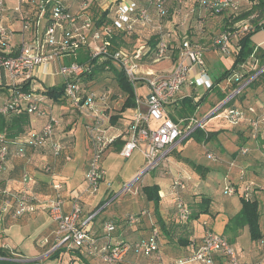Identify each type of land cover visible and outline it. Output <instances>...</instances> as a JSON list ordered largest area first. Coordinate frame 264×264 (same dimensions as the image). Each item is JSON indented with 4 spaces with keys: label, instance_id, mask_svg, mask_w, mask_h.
Masks as SVG:
<instances>
[{
    "label": "crops",
    "instance_id": "1",
    "mask_svg": "<svg viewBox=\"0 0 264 264\" xmlns=\"http://www.w3.org/2000/svg\"><path fill=\"white\" fill-rule=\"evenodd\" d=\"M61 1L74 13L80 12L79 0ZM7 3L15 12L18 0H7ZM191 3H193V6H190L188 10L193 9L195 6L197 9L194 14L190 15L192 18L195 16L199 18L206 17L204 30L199 31L198 27L193 25L191 29H194L190 33L194 41L199 43L203 41L201 43L205 47V60L209 68V75L214 82V87L211 90H207L195 85L183 86L175 100L169 105V116L174 121H184L185 124H188L190 121H201L206 118L233 90V88L230 89L232 84L228 82L229 79L223 81H219V79L226 69L232 67L234 56L229 58L224 57L216 50L212 41L214 40L212 39L214 29L219 26L218 32L222 31L225 26V20L232 15V12L229 11L219 16L209 17L202 8L197 7L198 5L194 0H191ZM240 3L241 6L245 7L244 9L241 8V12L250 10L253 6V3L248 0H241ZM104 8V0L101 2L95 0L84 13L93 17V19L101 17L99 19V22H101L105 20L103 15L105 13L103 12ZM175 8L176 3L170 7V13L173 18L171 19L170 16L168 20H163L162 24L168 29L174 28L180 30L182 27L177 25L181 17L174 13ZM27 9L28 7L26 6L25 10ZM12 13L13 11H6V16L8 23H12L16 31L11 41V46L13 52H17L16 50L21 40L19 32L21 29L20 15L14 19L10 15ZM30 13L35 15L37 11L31 9ZM253 16L256 18L257 14ZM234 17L236 16L234 15ZM251 17L240 21L249 20ZM17 22L20 23L19 28L16 26ZM155 24L158 25V22L155 21ZM154 28L155 26L141 29L137 34L136 42L142 43L146 39L150 41L154 35ZM240 37H236L234 41L238 42ZM118 45L125 46V43L120 41ZM84 46L89 50L88 58L85 60L75 59L78 62H85L89 59L95 44L89 40L82 47ZM101 61L102 59L99 58L95 62V65L101 64ZM256 61L260 62L257 59ZM251 62L252 59L249 60L248 64ZM174 63L175 61L172 59L171 61L154 64V66L148 69L153 72H169L172 70ZM115 67L119 69L118 66ZM57 68V63L51 64L48 67H42L38 69L37 75L43 83L49 86L48 91H51V93H46L47 101L43 107L57 121L55 140L63 146L62 154L55 157L47 149L35 150L30 147L26 148L25 157H19L12 152L4 165V169L0 172V183L8 187L16 195L20 194L22 190L27 189L29 193L40 197H47L55 193L56 191L53 187L59 184L62 186L60 192L65 201L64 208L66 212L70 211L72 204L79 200L83 207V220L96 214L93 221L89 224L93 245L80 251L77 249L72 252L61 250L59 263L67 261L66 263L78 264L82 262V258L79 257V254H81L90 264H106L102 262L97 253L105 243L108 241H112L113 243L116 241L129 243L137 241L149 236L152 226L156 225L161 229L162 237L159 255H161L162 260L156 256L147 257L142 252H136L131 248L125 253L123 262L120 264H180L177 263V260L194 252L202 243V238L207 231L224 234L236 250L243 264H264L260 246L257 242L251 240L248 227L240 229L236 233L234 231H225L229 218L240 212L242 203L238 195L230 197L224 194L223 188L222 190H218L219 186L221 189V182L217 178L219 174L223 175L226 185L233 184L240 188V190L248 184L257 187L258 192L255 198L260 205L261 227L264 232V149L260 145V140L254 141L251 138L248 123L232 127L222 124L226 122L222 117H214L208 120L203 128L205 133L211 130H208L207 126L214 123L210 128H212V132H217V134L211 141L201 144L207 148L206 158L208 154H213L216 163L201 161L199 154L196 155V158H189L184 155V149L178 146L163 160L161 173L155 177H149L148 172H145L146 161L141 150L136 151L130 159H124L121 156L122 148L127 140L126 136L121 135L107 149L103 159V164L107 171L106 181L102 183L98 193L89 195L86 192V172L91 157L90 131L98 128L103 130L105 135L122 134L132 122L137 105L135 103V106L123 110L127 96L118 85V78L115 72L111 70L100 72L93 69L85 79V86L88 91L96 94L97 101L95 106L93 109L74 107L64 98V94H59L64 88V78L54 74ZM197 72L196 68L192 72L191 77L194 78ZM0 75L2 77L0 84L1 107L10 98L11 93L8 89L9 81L4 78L5 72L1 70ZM223 94H225L226 98L221 100L220 97ZM185 98L192 99L195 103L200 101L198 107L202 108L203 106L201 105H206L202 110L200 118L194 115L190 118L186 117ZM140 99H142V102L145 101L143 97H140ZM233 102L234 105H239L241 102L246 105H264L262 103L264 102V95L261 94L260 90L249 89L244 96L240 95L234 98ZM198 107L197 109H199ZM141 109L146 110V106L142 105ZM9 117L11 116L9 115ZM111 117L115 118L114 123L110 121ZM46 121V117L31 115L29 131L42 129ZM217 121L219 123L221 121L222 123H217L216 125L215 122ZM17 146V143H10L11 150L13 151L18 148ZM241 149H243L242 154L240 153ZM186 159L195 161L199 166L210 168V172L207 174L198 173L194 167L192 168L188 164ZM121 160H128L130 163L126 168H122ZM45 166H49L51 172H46L43 169ZM24 172H28L31 175V180L26 186L22 182ZM147 175L148 178L146 177ZM140 176L145 178L142 186L155 184L160 186L161 201L159 213L156 212L154 203L149 202L142 193H139L138 197H134L131 201L123 197L119 203L131 202L133 204L131 207L133 209L132 212H135L133 215H138L136 222H128L125 220L132 213L127 208L122 209L119 213H111L107 209V205L119 195V193L116 195V190H114L119 177H122L130 184ZM178 177H183L187 183L184 198L193 213L201 210V204L204 207L206 203L203 204L202 201L203 198H206L211 202L209 214H201L198 218H190L185 222L180 221L173 198L169 195V186ZM108 184H111V186L108 187ZM1 208L0 203V248L4 251L15 250L24 254L26 253V250L23 248L21 249L18 246L10 247L6 242L11 237L17 244L20 242L24 243L20 236L23 235V231L26 228L30 233L25 238L32 240L31 246L38 252V249L46 248L47 245H43L45 239L54 243L56 224L46 213L35 211L34 213L24 214L21 217H14L13 212L3 213ZM107 223L116 225V230L111 237L107 236L104 228ZM28 259L29 263L37 260V258ZM214 263L230 264L227 257L221 252H217L214 255ZM181 264L204 263L194 260Z\"/></svg>",
    "mask_w": 264,
    "mask_h": 264
},
{
    "label": "built area",
    "instance_id": "2",
    "mask_svg": "<svg viewBox=\"0 0 264 264\" xmlns=\"http://www.w3.org/2000/svg\"><path fill=\"white\" fill-rule=\"evenodd\" d=\"M187 1L104 0L105 20L99 22L101 17L93 19L84 13L94 0H82L78 13H70L61 0H18L15 11L20 15L21 40L16 54L10 55L13 52L11 41L16 31L12 23H8L6 1L0 0V48L6 53H0V71L5 72L4 78L9 81L8 89L11 93L10 98L0 107V113L3 116L26 113L46 117L47 121L42 129L32 131L24 142L35 149H47L53 156L58 157L62 154L63 146L55 140L56 119L43 107L47 101L46 93L49 86L39 79L38 69L57 63L58 68L54 74L64 78V98L72 106L86 109H93L97 101L96 94L88 91L85 86V79L93 71L95 62L100 58L107 70L110 69V65L122 69L135 90L137 108L132 122L120 135H105L103 130L98 128L90 131L91 157L86 172V192L89 195L98 193L102 183L106 181L107 171L103 159L107 149L121 135L127 137L121 156L124 159H130L136 151L141 150L146 161L145 172H149L158 167L197 128H204L208 120L222 117L231 126L242 124L246 119L245 111L235 108V106L221 109L223 111L221 114L213 115L224 102L220 103L201 121H190L185 124L184 121L176 122L169 116V105L175 100L183 86L195 85L207 90L214 87L205 60V47L194 41L190 33L192 29H187L188 17L197 10L196 6L188 10ZM240 1L194 0L197 7L202 8L209 17L219 16L225 11L237 13L241 9ZM175 3L174 13L181 17L178 20V25L182 27L180 32L174 28L168 29L162 24L163 20H168L169 9ZM26 6L27 10H25ZM31 9L36 10L37 13L31 14ZM254 18L255 16H252L249 20L238 21L220 31L213 40L216 50L226 58L235 56L240 51V46L238 42H234V39L255 31V26L252 23ZM205 19L206 17L198 23L199 31L204 30ZM155 21L158 22V25L155 24ZM152 26H155L153 35L156 38L155 46H152L148 40L137 44L132 50L118 45L121 40L130 39L137 35L141 29ZM89 40L95 46L87 61H75L69 64L59 62L63 56L77 53ZM174 47L178 49L177 53H174L172 49ZM147 59L153 64L172 59L175 63L169 72H153L145 68L142 62ZM251 59L250 64L242 65L229 78L228 82H236L237 87L227 96V102L241 95L248 85L264 71V66L257 68L258 62L254 56ZM94 60L95 62H93ZM196 68L197 75L192 78L191 74ZM246 69L254 72L245 77ZM1 81L0 75V84ZM141 81L147 85L149 90L145 103L137 96V86ZM142 105L146 106V110L141 109ZM247 111L254 113L256 110L249 106ZM251 125L256 127L257 124L251 122ZM9 147L10 143L6 135L0 133V172L4 169L9 156ZM16 154L24 157V148H19ZM208 156L215 159L213 154H208ZM50 170V167L45 168L46 172ZM30 180L29 173L24 172L22 175L23 184L26 186ZM110 186L111 184H108V187ZM186 187L184 181L177 179L170 191L182 219L188 217V211L180 198L181 192ZM53 188L56 191L55 194L42 199L30 195L27 189L16 195L0 183L2 212H13L14 217H21L35 211L46 213L56 224L52 251H70L90 247L93 245V240L90 236L89 224L96 214L83 220V207L79 200L75 201L70 211L66 212L65 201L60 192L62 186L56 184ZM125 190L127 187L122 192ZM224 193L232 197L236 195V190L228 184L225 186ZM246 196H249L248 192ZM113 229L112 225L106 226L107 231L112 232ZM158 237L159 235L155 231L149 239L140 240L131 248L136 252H142L145 256H150L157 249ZM49 242L48 239H45L43 245L46 246ZM129 249V247H122L119 244L105 245L100 249L99 256L106 264H116L123 260ZM217 252L226 255L230 264H242L237 252L226 239L212 232L206 234L203 246L190 261L215 264L214 255ZM0 260L7 259L0 257Z\"/></svg>",
    "mask_w": 264,
    "mask_h": 264
},
{
    "label": "trees",
    "instance_id": "3",
    "mask_svg": "<svg viewBox=\"0 0 264 264\" xmlns=\"http://www.w3.org/2000/svg\"><path fill=\"white\" fill-rule=\"evenodd\" d=\"M81 1L82 0H79V4H81ZM248 1L253 3L252 8L250 10H246V11H242V12H241V9H240L237 13H232V15L229 16L225 20L224 29H226L227 27L232 26L234 23H236V22H238L240 20L249 18V17L257 14V17L252 19V23L255 26V31L254 32L245 33L239 38L238 44L240 46V51L234 56V62H233L232 67L230 69H226L222 73L221 78L219 79V81H223V80L229 79L235 73V71L240 69V67L242 65L248 64L249 60H251V58L253 56L258 61L261 62V66L260 67L264 66V51H262L261 49L257 48V46H255V44L252 41V37L254 36V34L264 29V23L261 24V22H264V0H248ZM66 8H67V10H69L70 13H74L73 11L70 10V8H68V7H66ZM225 12H229V11H225ZM225 12H223V13H225ZM105 14L106 13H104V15ZM234 15L236 17H234ZM170 16H171V13H170V9H169L167 18H170ZM150 43H151L152 46L156 45L155 36H152V38L150 39ZM258 51L261 52V54L257 57V52ZM0 53L6 54L2 50V48H0ZM15 54H16V52H12L10 55H15ZM93 62H95V60ZM110 70L115 72V74H116V76L118 78V85L123 89L122 91L127 96V98L125 100V104L123 106V110L126 109V108H130V107L135 106V95H136V93H135L134 88L132 87V85L128 81V78H127L125 72L122 69H116V67L114 65L110 66ZM236 87H237V83L234 82L233 89H235ZM249 89H255L257 91L260 90L261 94L264 95V71L261 72V74H259L257 76V78L254 79L248 85V87L241 93V96L242 95L244 96L246 94V91L249 90ZM47 93H51V91L50 92L47 91ZM63 93H64L63 90L59 92V94H61V95ZM220 98H221V100H224L226 98L225 94H223ZM184 101H185L186 104L190 103L191 107H196L197 108L198 105H199V102L195 103V102L192 101V99L185 98ZM233 101H234V98L229 100L224 105L223 109H227L228 107L235 106V108L244 110L246 119H245V121L243 123H248V126L250 128V136H251V138L254 141L260 140L261 141L260 145H262L264 147V105H246L245 103H242V102L239 103V105H236V104L234 105ZM262 103L264 104V102H262ZM249 106L254 107L256 111L254 113L248 112L247 110H248ZM222 112H220L219 114H221ZM9 115L11 117H9ZM9 115L7 117V116H3L0 113V133H4L6 135V138L9 141V143L14 142V143L18 144V146H17L18 148L15 149L14 151L11 150V147H9V150H10L9 155L12 154V152H14V154L17 155L16 151L19 148H24L25 156H26V148L30 147V146H28L24 142V140L32 132V131H29L30 116L31 115L26 114V113H23V114H20V115H12V114H9ZM112 118L113 117L110 118V121L112 123H114V119L115 118H113V119ZM251 122H255L257 124L256 127H252ZM242 124H240V125H242ZM240 125H238V126H240ZM238 126H232V127H238ZM197 133L199 135L196 136L195 139L198 142H209L212 139H214V137L217 134V132H207V133H205L203 128H197L192 133V135L189 138L191 139V137L195 136V134H197ZM30 148H32V147H30ZM32 149H35V148H32ZM35 150H43V149H35ZM242 150L243 149H241V151H240L241 154L243 153ZM187 162L191 163L190 161H187ZM46 167H49V166H45L43 169L45 170ZM200 168L201 167L198 165V166L195 167V170L199 171ZM49 172H51V170ZM206 172H207V170H206ZM177 179H181L182 181H184L186 183V181H185V179L183 177H178ZM177 179H175V180H177ZM174 181L169 186L170 191H171V187L174 184ZM186 186H187V183H186ZM231 186H233L235 188L236 194L240 197V201L242 203V208H241V210H240V212L238 214H236L235 216L229 218V221H228V223L226 225L225 231L226 232L234 231L236 233L240 229L248 227L249 232H250L251 240L258 243V245L260 246V250H261L262 256L264 258V232H263L262 227H261V211H260L259 202L255 198V195L258 192V188L254 187V185H250V184L244 186L241 190H240V188H238L237 186H235L233 184ZM4 187H6V186H4ZM186 190H187V187L180 194V198L182 199L183 204H184V206L186 207V209L188 211V217L186 219H182L180 217L179 209H178L176 203L174 202L180 221H184L185 222V221H188L190 218H198L201 214H209V212H210L209 207H210L211 202L209 201V199H206V198H203V201H202L203 204L206 203V204H204V207L201 204V207H202L201 210L195 211V213H193L191 207L185 201V198H184V193H185ZM160 191H161V188L157 184L151 185V186H142L141 187L142 195H144L145 198L149 202H153L154 203L157 213H159V205H160V201H161ZM170 191H169V195L173 198V201H174V197H173V195H171ZM247 192L249 194L248 197L246 196ZM28 193H29V191H28ZM29 194L30 195H34L32 193H29ZM53 194H55V193H53ZM53 194H51V195H49L47 197H50ZM34 196L42 198V199L47 198V197H40V196H37V195H34ZM137 218H138V215H128L125 221H128V222L135 221L136 222ZM107 225H112L114 227L112 232L106 230V226ZM104 228H105V231L107 233V236L111 237L113 232H115V230H116V225L113 224V223H107ZM155 231H157V233L159 235L158 243H157V249L155 250V252L152 255L147 256V257L156 256V257H159L162 260L161 255H159L160 254V240H161V237H162L161 229L159 227H157L156 225L152 226L149 236L144 237L142 239H139L137 241H134V242H131V243H129V242H121V241H116L117 243L116 242L113 243L112 241H108L103 246H105V245L114 246V245H118L119 244L122 247H129L131 249V246L134 245L135 243H137L138 241L143 240V239H149L152 236L153 232H155ZM208 232H212V231H207V233ZM212 233H215V232H212ZM206 234L202 238V243L200 244V246L194 252H192L191 254L185 256L184 258L178 259L177 263H180L181 261L182 262H187V261L192 260V258L195 257L198 254V252L200 251L201 247L203 246V241H204V238H205ZM215 234L220 235L223 238H225L226 241L229 243V245L232 246V244L229 242V240L225 237L224 234H219V233H215ZM90 236H91V232H90ZM91 239L93 240L92 236H91ZM77 250L80 251L81 249H77ZM72 251L73 250H70L69 252H72ZM99 251L97 252L98 253V257H100L99 256V254H100ZM60 253L61 252H56L53 255H56V257H57V256H60L59 255ZM0 254H2L0 256H4V257L8 256L7 252L4 251L2 248H0ZM79 257L82 258L81 259L82 262H80L78 264H90L86 259L83 258V256L81 254H79ZM238 258H239V256H238ZM227 259L229 261L228 257H227ZM239 261H240V259H239ZM122 262H123V260L121 262H119V263H116V264H120ZM1 263L2 264H20V263H16V262L10 261V260H3V261H1ZM229 263H230V261H229ZM68 264H70V263L68 262Z\"/></svg>",
    "mask_w": 264,
    "mask_h": 264
},
{
    "label": "rangeland",
    "instance_id": "4",
    "mask_svg": "<svg viewBox=\"0 0 264 264\" xmlns=\"http://www.w3.org/2000/svg\"><path fill=\"white\" fill-rule=\"evenodd\" d=\"M5 1H6V6H5L6 10L10 11V12L13 11V13L10 14V15L12 16V18L15 19L19 15V13H17L16 11L14 12V10H12V7L8 5L7 0H5ZM101 1H103V0H98V2H101ZM186 6L188 8L190 6H193V3H191V0L187 1ZM241 8L244 9L245 7L241 6ZM103 15H104V13H103ZM172 18L173 17L171 16V19ZM203 18L204 17L199 18L198 16H195L193 18L191 16L188 17V19H189L188 22L189 23L187 25V27H188L187 29L191 30V27L193 25L197 26L198 23ZM98 21H100V20H98ZM16 26H17V28H19L20 27V23L17 22ZM177 26H179V25H177ZM219 28L220 27L218 26L216 29H214V32H212V37H213L212 39H214L215 36H217L220 33V32H218ZM193 29L194 28H192V30ZM177 31L180 32V30H178V29H177ZM215 32L216 33L218 32V33L216 34ZM240 36H242V35H240ZM136 40H137V35L131 37L130 39L121 40V41H123L125 43L126 48L132 50L134 48V46L139 44V43L136 42ZM252 41L255 44V46H257V48H259L262 51H264V29L259 31V32H257V33H255L254 36L252 37ZM201 42H203V41H201ZM234 42L236 43V40ZM172 49L174 50V53H177V51H178L177 48L174 47ZM212 49H213V47H212ZM88 54H89V50L84 46L81 49H79L77 51V53H75V54L63 56L60 59V61L62 63L69 64L71 62L76 61L75 59H80V60L87 59L88 58ZM260 54H261V52L258 51L257 52V57ZM142 62L144 64L145 68H151V66H154V64L151 63L150 60H148V59L147 60H143ZM110 66H112V65H110ZM260 66H261V62H258V67L257 68L258 69L261 68ZM94 69L99 70L100 72L110 71V69L109 70L106 69L104 63L98 64L97 66L95 65ZM246 72L247 73H245L246 74L245 77L250 76L254 71L246 69ZM231 84H232V86L230 87V89H232L234 87V82H232ZM137 92H138V96L139 97H143V100H146L148 95H149L148 87L142 81L137 86ZM201 106H203V107L202 108L198 107L199 109H197L196 107H191L190 103L185 104V115H186V117L190 118V117H192L194 115L195 117L200 118L202 116V110L205 108L206 105H201ZM220 112H222V110L217 112L216 114H219ZM216 114H214V115H216ZM217 123L220 124L222 122L221 121H220V123L218 121L215 122L216 125H217ZM213 124L211 123V125H208L207 129L208 130H210V129L212 130V128H210V127H212ZM222 124L230 125L228 122H225V123H222ZM211 130L207 131V132H212ZM198 135H199L198 133L195 134V136L191 137V139H188L187 141H185V142H183L182 144L179 145L180 147H182L184 149V155L188 156L189 158H196V155L199 154V156L201 158L200 159L201 161H203L205 163H209V161L213 162V163H216L215 162L216 160L213 159V158H210L208 155H207V158L209 160L206 158V149L207 148L201 144L203 142H198L195 139V137L198 136ZM263 149H264V147H263ZM186 161H190L192 164L189 163V162H188V164L192 168L194 167V169H195L196 166L199 165V164H197L195 161H193L191 159H189V160L186 159ZM129 163L130 162L128 160H121V167L122 168H126L129 165ZM200 167L201 168L199 169V171L196 170L198 173L202 172V173L207 174V173L210 172V168L203 167L201 165H200ZM161 168H162V162L158 165V167H156V168H154V169H152V170H150L148 172L149 177L159 176V174L161 173L160 172ZM206 170H207V172H206ZM148 175L146 176L147 178H148ZM217 178L219 179V182H221V189H220V186L217 185V186H219L218 190H222V188H223V191H224V189H225L224 186H226V183H224L223 175L219 174V176ZM144 180H145V178L143 176H140L137 179H135L132 183L128 184V182L125 179H123L122 177H119L117 182H116L115 189L113 188L114 190H116L115 194L117 195L119 193V195L115 198V200H116V201L114 200L115 202L112 201V202H110V204L107 205V209L109 210V212H111V213H119L122 209H126L127 208L128 211L130 213H132L130 215H133L135 212H132L133 209L131 207L133 206V204L131 202H126L124 204L122 202L121 203H119V202L121 201L120 199L123 198V197H124V199H130V201L134 197L135 198L138 197V194L141 193V186L143 185ZM125 187H127V190L122 192V190ZM236 195H233V197L236 196ZM28 233H30V231L27 230V228H26L25 231H23V235L20 236L22 238V242H24V243L20 242V243L17 244L16 241L13 238H11V237L8 238L7 241H6L7 244L10 247L18 246L19 248H21V249L23 248L24 250H26L25 254L23 252H19V251H15V250L14 251L8 250L7 251L8 256H5V257L4 256H0V257H3L5 259H7V260L14 261V262L20 263V264H66L67 261H65L63 263H59L58 262V260L60 259L61 256H57L56 257V255H53L54 253L60 252L61 250L52 251L53 249L51 247L53 246V243H51V242L49 244H47L46 248L44 247L43 249H38L39 252L37 250H35L34 247L31 246L32 240H28V239L25 238V237H27ZM0 255H2V254H0ZM59 255H61V254H59ZM28 258H30V259L31 258H37V260L35 262H33V263H29L28 262V260H29ZM0 263H1V260H0Z\"/></svg>",
    "mask_w": 264,
    "mask_h": 264
},
{
    "label": "water",
    "instance_id": "5",
    "mask_svg": "<svg viewBox=\"0 0 264 264\" xmlns=\"http://www.w3.org/2000/svg\"><path fill=\"white\" fill-rule=\"evenodd\" d=\"M223 102H224V103L222 104V106H221V107H218L217 111H216L214 114H216V113L219 112L221 109H223L224 104L227 102V99H225ZM214 114H213V115H214Z\"/></svg>",
    "mask_w": 264,
    "mask_h": 264
}]
</instances>
